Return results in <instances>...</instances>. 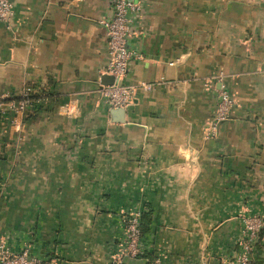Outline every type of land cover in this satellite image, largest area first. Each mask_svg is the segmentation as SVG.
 <instances>
[{
	"label": "crops",
	"instance_id": "crops-1",
	"mask_svg": "<svg viewBox=\"0 0 264 264\" xmlns=\"http://www.w3.org/2000/svg\"><path fill=\"white\" fill-rule=\"evenodd\" d=\"M11 1L0 98L42 104L21 126L0 118V247L45 264H236L247 219L264 218V0H133L143 58L124 83L155 86L121 115L99 93L115 0ZM220 73L235 105L213 131ZM135 213L144 254L130 258Z\"/></svg>",
	"mask_w": 264,
	"mask_h": 264
},
{
	"label": "built area",
	"instance_id": "built-area-1",
	"mask_svg": "<svg viewBox=\"0 0 264 264\" xmlns=\"http://www.w3.org/2000/svg\"><path fill=\"white\" fill-rule=\"evenodd\" d=\"M114 12L111 19L102 22L108 38L109 63L107 74L114 77L111 85H102L99 93L110 109L127 110L133 103L135 91L138 88L152 90L154 83L139 81L135 85L125 84L124 80L130 71V64L134 60L143 58L142 54L129 46L131 34V15L140 10V5L133 0H115ZM15 11L11 0H0V22L9 23L14 17ZM220 88L218 94L217 111L213 121V131L218 126L230 119L235 101L223 84L224 74L218 76ZM30 91L24 92L17 98L6 101L0 98V118L6 114H13V125L21 126L23 119L32 112L37 100H34ZM39 100V99H38ZM141 214L135 213L124 217L125 237L121 241L120 249L123 256L139 258L144 254ZM247 238L240 241L241 252L236 255V264H254V245L260 244L264 250V218L253 216L248 218L245 224ZM0 264H43L42 260L35 256L27 246L19 252H15L7 245L0 247ZM49 264V263H47ZM148 264H163L159 259ZM206 264V263H204Z\"/></svg>",
	"mask_w": 264,
	"mask_h": 264
},
{
	"label": "water",
	"instance_id": "water-1",
	"mask_svg": "<svg viewBox=\"0 0 264 264\" xmlns=\"http://www.w3.org/2000/svg\"><path fill=\"white\" fill-rule=\"evenodd\" d=\"M104 79H106V80H104V84L103 85H111V84H113L114 83V77L112 76V75H106V76H104ZM110 112H111V114H125V112H126V110L125 109H110Z\"/></svg>",
	"mask_w": 264,
	"mask_h": 264
},
{
	"label": "trees",
	"instance_id": "trees-1",
	"mask_svg": "<svg viewBox=\"0 0 264 264\" xmlns=\"http://www.w3.org/2000/svg\"><path fill=\"white\" fill-rule=\"evenodd\" d=\"M34 100H38L39 99V96H33L32 97ZM42 102V100H40V102L38 103V104H36V107H37V109H39L40 107H41V103ZM35 113H36V111H34ZM12 116V115H11ZM141 229H142V233H143V223H142V225H141Z\"/></svg>",
	"mask_w": 264,
	"mask_h": 264
},
{
	"label": "rangeland",
	"instance_id": "rangeland-1",
	"mask_svg": "<svg viewBox=\"0 0 264 264\" xmlns=\"http://www.w3.org/2000/svg\"><path fill=\"white\" fill-rule=\"evenodd\" d=\"M42 262H44V261H42ZM43 264H45V263H43Z\"/></svg>",
	"mask_w": 264,
	"mask_h": 264
}]
</instances>
